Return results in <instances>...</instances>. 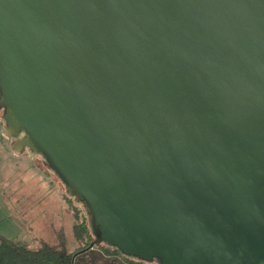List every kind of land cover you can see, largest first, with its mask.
I'll return each instance as SVG.
<instances>
[{"label": "water", "instance_id": "95a60500", "mask_svg": "<svg viewBox=\"0 0 264 264\" xmlns=\"http://www.w3.org/2000/svg\"><path fill=\"white\" fill-rule=\"evenodd\" d=\"M0 114L96 246L264 264V0H0Z\"/></svg>", "mask_w": 264, "mask_h": 264}, {"label": "rangeland", "instance_id": "374dc122", "mask_svg": "<svg viewBox=\"0 0 264 264\" xmlns=\"http://www.w3.org/2000/svg\"><path fill=\"white\" fill-rule=\"evenodd\" d=\"M11 142L0 118V235L32 250L62 239L68 251L80 248L74 223L82 213L67 198L63 182L40 155L13 154Z\"/></svg>", "mask_w": 264, "mask_h": 264}, {"label": "trees", "instance_id": "16d2710c", "mask_svg": "<svg viewBox=\"0 0 264 264\" xmlns=\"http://www.w3.org/2000/svg\"><path fill=\"white\" fill-rule=\"evenodd\" d=\"M0 118L2 120L1 114ZM3 125L5 126L4 121ZM67 198L71 200V204L78 206L82 213L81 219L76 216L74 223L76 239L82 245L80 248L70 252L62 239L55 245L42 242L38 249L32 250L26 244L0 235V264H161L160 259L148 262L136 256L126 255L117 247L104 242L96 246L91 223L83 204L75 203L73 197L68 195ZM91 244H94V247L86 250Z\"/></svg>", "mask_w": 264, "mask_h": 264}, {"label": "crops", "instance_id": "0c3cea01", "mask_svg": "<svg viewBox=\"0 0 264 264\" xmlns=\"http://www.w3.org/2000/svg\"><path fill=\"white\" fill-rule=\"evenodd\" d=\"M13 154H15V153H13ZM16 155V154H15Z\"/></svg>", "mask_w": 264, "mask_h": 264}, {"label": "bare ground", "instance_id": "6f19581e", "mask_svg": "<svg viewBox=\"0 0 264 264\" xmlns=\"http://www.w3.org/2000/svg\"><path fill=\"white\" fill-rule=\"evenodd\" d=\"M87 213V212H86Z\"/></svg>", "mask_w": 264, "mask_h": 264}]
</instances>
